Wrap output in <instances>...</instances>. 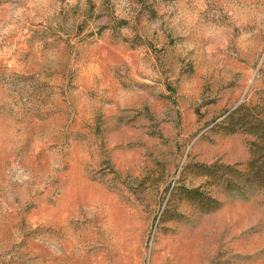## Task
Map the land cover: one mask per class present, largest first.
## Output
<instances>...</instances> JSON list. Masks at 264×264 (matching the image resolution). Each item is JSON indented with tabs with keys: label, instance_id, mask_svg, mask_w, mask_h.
<instances>
[{
	"label": "rangeland",
	"instance_id": "1",
	"mask_svg": "<svg viewBox=\"0 0 264 264\" xmlns=\"http://www.w3.org/2000/svg\"><path fill=\"white\" fill-rule=\"evenodd\" d=\"M0 264H264V0H0Z\"/></svg>",
	"mask_w": 264,
	"mask_h": 264
}]
</instances>
